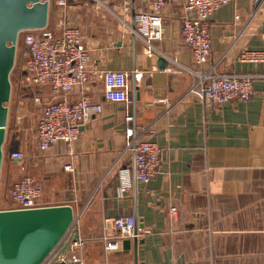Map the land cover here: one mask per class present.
<instances>
[{
  "label": "crops",
  "instance_id": "0c3cea01",
  "mask_svg": "<svg viewBox=\"0 0 264 264\" xmlns=\"http://www.w3.org/2000/svg\"><path fill=\"white\" fill-rule=\"evenodd\" d=\"M141 8L140 0H67L61 9L51 0L47 29L59 35L62 21L78 27L90 51L91 71L130 75L131 103L107 100L103 80L91 77L82 91L102 105V113L80 131L73 172L64 170L63 143L45 152L38 149L41 114L32 127L7 128L0 203L12 209L13 184L26 175L35 177L44 206L73 208L71 234L85 240L79 250L85 264H264V63L240 61L245 50L264 49V1L256 8L254 0H233L210 18L212 49L203 69L260 76L249 100L223 106L198 103L190 94L194 77L183 67L195 65L181 38L184 0L164 8V35L155 42L160 54L154 57L145 54L144 45L119 19L133 26ZM23 49L17 102L26 94L24 80L31 82L22 70ZM160 58L168 62L164 69ZM80 92L76 88L72 98ZM28 93L42 113L51 88L32 83ZM159 98L168 104L154 103ZM127 114L133 121H126ZM128 129L162 150L160 171L147 183L136 178L124 154ZM13 151L25 152L22 166L9 159ZM128 216L152 234L107 253L104 221Z\"/></svg>",
  "mask_w": 264,
  "mask_h": 264
},
{
  "label": "built area",
  "instance_id": "2783aa9c",
  "mask_svg": "<svg viewBox=\"0 0 264 264\" xmlns=\"http://www.w3.org/2000/svg\"><path fill=\"white\" fill-rule=\"evenodd\" d=\"M140 1L145 8L138 10L133 26L125 23L123 18L119 19L144 45L145 54L148 57H154L160 54L155 42L161 41L164 35V8L168 2L175 0ZM232 1L184 0L185 16L182 21L181 38L190 48L195 68L183 67L176 59L171 60L194 77L195 82L190 88V94L198 103L223 106L234 101H247L254 95L255 79L260 78L252 74L217 73L203 69L212 49L210 18L221 7ZM263 1L254 0L255 7H260ZM56 2L61 9L67 7V0H56ZM123 10L126 13L130 12L129 3L124 5ZM36 31L38 33L28 31L23 36L27 58L22 70L29 75L34 85H48L52 91V97L45 103L36 126L38 149L45 152L57 143H63L67 160L64 170L73 172L78 160L76 142L80 131L102 113V105L93 102L82 88L91 77L96 76L105 84L104 95L107 100L128 106L131 103L130 75L123 71H91L90 51L78 27L62 21L59 35L47 27ZM240 61L264 63V49L262 51L245 50L240 55ZM76 88H81V92L74 99L72 94ZM154 103L167 105L168 101L159 98L155 99ZM133 119V116L127 114L126 121L130 122ZM124 154L131 158L139 181L147 183L159 173L162 162L161 148L155 141L137 136L133 129H128L126 132ZM9 159L22 166L26 160V154L22 151H13ZM122 191H125V188ZM42 195L43 190L35 177L26 175L16 181L10 190V197L15 203L12 209L27 210L44 207ZM176 211L173 208L172 214H176ZM71 231L72 229L65 237L71 240L69 249L61 252L62 246H60L42 264H85L79 254V250L85 246V240L78 236V240L73 241ZM104 232V248L107 253L120 250L126 240H138L152 234L151 230L141 227L131 216L106 219Z\"/></svg>",
  "mask_w": 264,
  "mask_h": 264
},
{
  "label": "water",
  "instance_id": "95a60500",
  "mask_svg": "<svg viewBox=\"0 0 264 264\" xmlns=\"http://www.w3.org/2000/svg\"><path fill=\"white\" fill-rule=\"evenodd\" d=\"M50 2L0 0V181L18 40L22 32L48 26ZM159 65L164 69L168 62L160 58ZM75 220L70 205L0 210V264H42L60 246L61 252L67 251L71 240L65 237ZM72 240L77 241L78 234ZM134 241L135 245L140 242ZM130 244L126 240L123 247Z\"/></svg>",
  "mask_w": 264,
  "mask_h": 264
},
{
  "label": "rangeland",
  "instance_id": "374dc122",
  "mask_svg": "<svg viewBox=\"0 0 264 264\" xmlns=\"http://www.w3.org/2000/svg\"><path fill=\"white\" fill-rule=\"evenodd\" d=\"M28 31L22 32L20 34L19 42L17 44V51H16V61L15 66L11 73V83H12V92H11V99L10 102L7 104L9 110L8 116V124L7 128L9 132H12L14 129H20L25 127H32L34 122L38 119L39 115L41 114V107L37 106L32 97L29 95V88L32 84L30 81L24 80V88H26V94L23 100L19 102L16 101L15 95L17 90V83L16 80L18 79L19 73V63L23 56V36ZM34 33H38L36 30L32 31ZM38 122V120H37ZM37 126V123H36ZM36 137V133H35ZM23 152V151H22ZM25 154V152H23ZM7 152L4 145V160L3 166L8 164L7 161ZM2 166V168H3ZM0 210H5V207L0 203Z\"/></svg>",
  "mask_w": 264,
  "mask_h": 264
}]
</instances>
